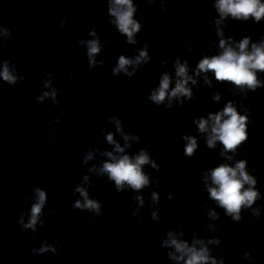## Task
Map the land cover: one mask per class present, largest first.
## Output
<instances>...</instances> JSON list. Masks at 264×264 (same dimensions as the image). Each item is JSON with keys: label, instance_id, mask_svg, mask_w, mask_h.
<instances>
[{"label": "clouds", "instance_id": "clouds-1", "mask_svg": "<svg viewBox=\"0 0 264 264\" xmlns=\"http://www.w3.org/2000/svg\"><path fill=\"white\" fill-rule=\"evenodd\" d=\"M116 7L110 9L111 13L117 17L118 26L121 32L126 33L129 38L133 32L139 30V25L132 19L133 7L131 0H114ZM222 15L231 14L233 17L247 18L249 15L255 16L258 21L264 16V4L260 3V0H218L216 5ZM248 40H243L239 45V52L234 51L231 47L225 48L223 54L214 56L212 58H204L198 65L199 71L208 72L213 71L215 77L219 81H230L237 86L247 85L255 88L258 84L256 79L255 70L264 71V48L253 45V51L251 53L246 52ZM220 46L225 47V41H220ZM98 51V47L95 41L90 42L89 56ZM146 52H141V56H146ZM130 61L124 57H120L119 67L114 71H120L121 69L126 71L125 66ZM3 79L12 83L15 81V77L11 76L5 67L3 72ZM177 75L184 77L183 81H178L176 88L173 90L172 95L184 94L190 96V90L185 87V84L191 77H187L186 66H178ZM194 82V81H193ZM169 86V79L165 76L161 82V87L158 94H153L151 99L157 103L164 100L166 90ZM45 95H48L45 93ZM227 116L228 119L223 120L222 117ZM210 119L214 121L212 127L213 135L208 139L209 147H212L215 141L218 139L222 142L226 150H234L235 147L242 141L247 139L245 133V120L246 117L239 116L236 110L229 104L222 113L210 116ZM199 129L201 132L206 130L207 121L199 120ZM109 142H113L111 135L108 136ZM196 147L194 139H190V143L185 149L186 154L191 155ZM117 150L122 151L117 145ZM111 155V153H109ZM149 162V158L146 153H141L136 157L135 162L129 159L128 156H124L115 163H105L104 171L109 173L111 179H113L117 186H121L127 182L135 189H140L148 183L147 177L141 171V165ZM245 163L243 161L237 163L235 168L227 165H221L215 168L211 172L212 181L218 187L210 188L209 192L213 199L219 201L220 205L227 209L228 213L236 215L235 219H239V211L242 205H251L257 197V192L248 189H244V184H254L255 181L247 175L244 171ZM86 196V193H82ZM155 198V197H154ZM45 199L44 192H39L40 203L36 204L32 208V219L27 225L31 227L36 223L37 215L40 212L41 205ZM80 207L79 202L76 205ZM86 206L89 208H98L99 205L94 201L88 200ZM178 251L190 252L191 255L186 264H202L207 261L208 256L205 250L197 252L194 249H188L185 244L178 243L175 239L171 241ZM214 264V262H213Z\"/></svg>", "mask_w": 264, "mask_h": 264}]
</instances>
